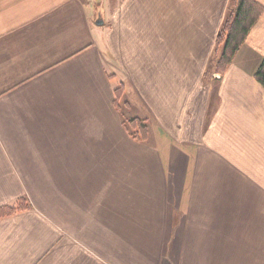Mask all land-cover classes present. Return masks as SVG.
<instances>
[{
    "label": "crops",
    "instance_id": "1",
    "mask_svg": "<svg viewBox=\"0 0 264 264\" xmlns=\"http://www.w3.org/2000/svg\"><path fill=\"white\" fill-rule=\"evenodd\" d=\"M231 7L0 0V264H264V12L218 73Z\"/></svg>",
    "mask_w": 264,
    "mask_h": 264
},
{
    "label": "trees",
    "instance_id": "2",
    "mask_svg": "<svg viewBox=\"0 0 264 264\" xmlns=\"http://www.w3.org/2000/svg\"><path fill=\"white\" fill-rule=\"evenodd\" d=\"M263 12L264 6L258 0H232V7L215 40L214 70L216 72L224 73L227 70ZM253 76L264 88V56ZM125 91L126 87L123 82L114 88V107L130 137L140 142H146L149 136L147 120L138 116H128V112L131 110V102L124 98ZM26 207L27 203L24 198H20L14 205H2L0 206V218Z\"/></svg>",
    "mask_w": 264,
    "mask_h": 264
},
{
    "label": "rangeland",
    "instance_id": "3",
    "mask_svg": "<svg viewBox=\"0 0 264 264\" xmlns=\"http://www.w3.org/2000/svg\"><path fill=\"white\" fill-rule=\"evenodd\" d=\"M214 64V63H213ZM115 84H117V81L115 80ZM119 85V84H118ZM124 98L125 99H127V100H129V102H131V108H134V103L132 102V100L130 99V97L127 95V92L125 91L124 92ZM135 114H136V112H134V111H132V110H129V112H128V116H132V115H134L135 116ZM140 117V116H139ZM141 118H143V119H146L145 117H141ZM147 122V121H146ZM147 124H148V127H149V123L147 122Z\"/></svg>",
    "mask_w": 264,
    "mask_h": 264
},
{
    "label": "water",
    "instance_id": "4",
    "mask_svg": "<svg viewBox=\"0 0 264 264\" xmlns=\"http://www.w3.org/2000/svg\"><path fill=\"white\" fill-rule=\"evenodd\" d=\"M102 23H103V20L102 19H99V20L96 21V24L97 25H101Z\"/></svg>",
    "mask_w": 264,
    "mask_h": 264
}]
</instances>
